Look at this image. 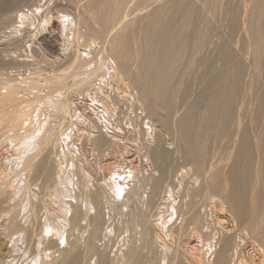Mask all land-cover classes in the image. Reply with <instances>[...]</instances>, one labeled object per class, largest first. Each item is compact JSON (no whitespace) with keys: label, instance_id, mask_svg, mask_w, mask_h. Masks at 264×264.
Masks as SVG:
<instances>
[{"label":"bare ground","instance_id":"bare-ground-1","mask_svg":"<svg viewBox=\"0 0 264 264\" xmlns=\"http://www.w3.org/2000/svg\"><path fill=\"white\" fill-rule=\"evenodd\" d=\"M83 1L55 118L0 90V264H264V0Z\"/></svg>","mask_w":264,"mask_h":264},{"label":"rangeland","instance_id":"rangeland-1","mask_svg":"<svg viewBox=\"0 0 264 264\" xmlns=\"http://www.w3.org/2000/svg\"><path fill=\"white\" fill-rule=\"evenodd\" d=\"M84 2L85 1L83 0H0V9H1L0 11V75H1L0 80L2 79L0 82V85L3 86V87L1 86L2 88L0 87V90L3 91L4 89V91L6 92H8L11 89L17 90L18 92L17 106L19 107V106H22V104H26V103L32 104L35 108L38 109V112H39L38 116L40 119L42 116V120H50L51 118H55V116L53 117L52 115H55L56 111L54 112L53 110H51L49 108L50 104L48 105V103L46 102L49 101V103L50 102L52 103L54 102V99L56 98H57L56 100L59 99V97H57L55 93H51V92L48 93L47 91L48 86L45 87V85H48L47 83H49L50 81L51 82L56 81V79L58 80V78L61 79L65 77V75H67L72 69V63L75 60V58L78 55L86 54L85 50L81 48L79 43H76L77 38H75L76 36L78 37L79 33H83L84 31H86V29L85 30L83 29L85 22L82 23L83 21H86L85 19H83L85 17L82 18L83 9H84L82 5H84ZM63 14L66 15V17ZM61 15L65 17L63 18H64V21L66 20V24H68V26L70 25H73V26H70V27L67 26L68 28L66 27L65 28L66 30H63L61 28L62 22H60V19H59L61 18L62 19L61 21H63V18ZM78 17L81 19H79ZM77 18L79 19V21H77L78 20ZM80 20H83V21L80 22ZM64 21L62 23L63 26H64ZM67 21H70V22L68 23ZM74 23H75V26H74ZM81 23H82V26H81ZM86 24H85V27H86ZM73 27L75 29H73ZM62 33L64 35H62ZM74 33H76V35ZM69 34L71 35L69 36ZM72 34L75 35L73 38H71ZM45 71L47 74L45 73ZM51 72H52V75L50 74ZM55 72L57 74L61 73L60 75L61 78L58 76L59 74L57 75V78H55L56 77ZM53 74H55V76ZM49 75L50 77L51 76L52 77L49 78ZM53 76H54V80H53ZM12 77L13 79H15V81L12 80ZM46 78L52 79V80L47 81ZM98 78L99 77L96 76V80ZM3 79H5V81ZM42 79L46 80V82ZM63 80L66 81L65 78ZM2 81H3V84H2ZM11 82L13 83L11 84ZM31 83L34 85H32L30 88L28 87V85ZM108 84L109 82H106L101 85L98 79L96 83L97 85L96 87L98 91L100 92L97 91L98 93L97 95L94 94L91 97H75L74 99L75 101H77V103H79L80 109L82 110L84 108L87 110L100 111L103 108L104 109L107 108L109 106L108 101L107 103L105 102L107 105L106 107L104 106L105 103L103 104V102L106 101L105 97L106 99L108 97L106 93H103L107 91L103 85H108ZM43 86H44L45 91L42 89ZM99 86L101 88H99ZM36 87L37 88L39 87V88L37 89ZM108 88H110V85H108ZM70 89L72 88L66 87V89L64 88L60 90L61 91V92L59 91V94L61 95L60 99L69 98L72 95V90ZM39 90H42V91H39ZM4 91L3 93H5ZM72 97L74 96H71V98ZM50 98L53 100L51 101ZM92 98L96 99L97 102L95 101L94 103V100H92ZM103 98H104V101L102 102ZM34 100L35 101L37 100L38 104L36 103L35 105ZM98 104L101 106L103 105L104 107L102 106L103 108H101L100 106H97ZM12 107L15 108L16 106L14 107L11 104H3V105L1 104L0 106V178H3L2 179L3 182L7 181L8 177H9L8 180L11 179L10 178L12 175L11 172H13V170L11 167L10 160H12L13 157L22 150V146L24 142L23 141L24 134L22 133L23 135H21V138H20V134L17 133L19 136L16 135L15 133H13L14 131H12V129L10 128L11 127L10 123L15 118L13 116ZM94 108L95 109L97 108V109L95 110ZM109 108L111 107L109 106ZM109 108L105 110H108L106 112L110 115ZM48 109H50L49 112H48ZM107 113L105 114L106 119H105V116L104 117L102 116L101 119L104 118L105 120H107L108 118ZM82 117H85V116L83 115ZM84 125L86 126V123H84ZM85 126L82 127L84 132L82 131L81 133L85 134L88 132ZM159 129L162 130L161 128ZM3 163L5 164L3 165ZM10 173L11 175H8ZM5 177H7V179ZM2 180L0 181V183H3ZM46 199L48 198L46 197ZM50 207H54V206L51 204ZM250 249L252 248L250 247L249 249H247V251H249L247 252L249 256H251L253 252V250L250 251ZM246 264H258V263H246Z\"/></svg>","mask_w":264,"mask_h":264}]
</instances>
